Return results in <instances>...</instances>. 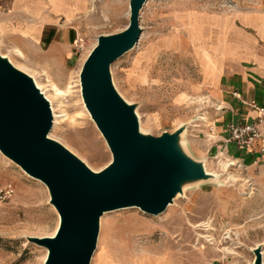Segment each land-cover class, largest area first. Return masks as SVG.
<instances>
[{
	"label": "rangeland",
	"instance_id": "rangeland-1",
	"mask_svg": "<svg viewBox=\"0 0 264 264\" xmlns=\"http://www.w3.org/2000/svg\"><path fill=\"white\" fill-rule=\"evenodd\" d=\"M245 1L145 3L137 45L112 64L114 85L135 104L141 132L159 136L189 123L181 137L193 156H198V146L206 149L214 142L211 113L216 100L210 88L200 85L202 65L206 68L212 56L203 60L187 41L186 15L191 25L195 10L190 9L225 11ZM129 18L130 0H87L73 22L76 39H82L79 52L73 42L71 57L34 70L7 55L48 97L54 116L50 136L95 170L104 168L112 153L85 106L79 74L98 37L121 31ZM187 32L191 34L190 27ZM227 156L204 157L205 169L218 182L189 183L160 214L139 207L105 213L90 264H251L252 248L263 244L264 252V163ZM232 161L238 163L224 165ZM8 182L16 186V194L0 202V264H44L47 248L29 237L54 235L59 226L49 189L0 151V186Z\"/></svg>",
	"mask_w": 264,
	"mask_h": 264
},
{
	"label": "water",
	"instance_id": "water-1",
	"mask_svg": "<svg viewBox=\"0 0 264 264\" xmlns=\"http://www.w3.org/2000/svg\"><path fill=\"white\" fill-rule=\"evenodd\" d=\"M147 1L130 0L127 26L101 34L80 70L85 106L112 153V160L98 171L50 136V101L0 46V151L48 187L60 217L54 235L29 237L47 248L44 264H90L105 213L139 207L157 215L189 183L217 181L206 172V160L185 149L181 135L189 123L159 136L141 132L135 104L114 85L112 64L137 45ZM261 247L253 250V264H263Z\"/></svg>",
	"mask_w": 264,
	"mask_h": 264
},
{
	"label": "crops",
	"instance_id": "crops-1",
	"mask_svg": "<svg viewBox=\"0 0 264 264\" xmlns=\"http://www.w3.org/2000/svg\"><path fill=\"white\" fill-rule=\"evenodd\" d=\"M85 6L87 0H0L2 54L18 57L32 70L71 57L68 55L77 35L73 22ZM190 10L195 11L191 25L186 15L185 36L203 60L212 56L206 68L202 65L200 85L210 88L217 105L211 113L217 138L206 149L198 146L196 157L217 158L226 153L231 159L252 162L256 154L228 141L227 126L253 121L256 116L235 92L246 102L264 105V0H246L225 11Z\"/></svg>",
	"mask_w": 264,
	"mask_h": 264
},
{
	"label": "built area",
	"instance_id": "built-area-1",
	"mask_svg": "<svg viewBox=\"0 0 264 264\" xmlns=\"http://www.w3.org/2000/svg\"><path fill=\"white\" fill-rule=\"evenodd\" d=\"M81 41V38L74 40L77 52L81 49ZM234 94L255 110L256 116L253 121L230 122L227 126L228 141L233 142L240 150L255 153L254 162L257 163L260 160L264 163V105H260L256 101L246 102L240 93L235 92ZM15 194L16 186L13 183L8 182L0 186V202L12 200Z\"/></svg>",
	"mask_w": 264,
	"mask_h": 264
},
{
	"label": "bare ground",
	"instance_id": "bare-ground-1",
	"mask_svg": "<svg viewBox=\"0 0 264 264\" xmlns=\"http://www.w3.org/2000/svg\"><path fill=\"white\" fill-rule=\"evenodd\" d=\"M35 83H36V85L40 88V86H39V84L37 83V81L35 80ZM45 94V93H44ZM46 96V95H45ZM46 98L48 99V97L46 96ZM137 113V112H136ZM137 115H138V113H137ZM138 117H139V115H138ZM238 162H236V161H232V162H226L224 165L225 166H228V165H232V164H237ZM227 168V167H226ZM96 171H98V170H96ZM206 172H207V170H206ZM208 173V172H207ZM209 174V173H208ZM210 175H211V173H210ZM212 175H214V174H212ZM218 176V175H217ZM232 177V176H231ZM234 178V177H233ZM202 225V224H201ZM263 244H258L256 247H254V248H252V250H255L258 246H262ZM261 250H263L262 249V247H261ZM261 254H262V261H263V264H264V252L262 251L261 252ZM254 263V261L251 263V264H253Z\"/></svg>",
	"mask_w": 264,
	"mask_h": 264
}]
</instances>
